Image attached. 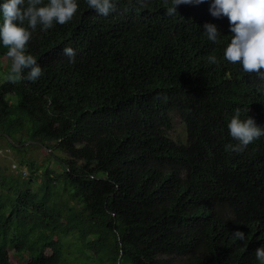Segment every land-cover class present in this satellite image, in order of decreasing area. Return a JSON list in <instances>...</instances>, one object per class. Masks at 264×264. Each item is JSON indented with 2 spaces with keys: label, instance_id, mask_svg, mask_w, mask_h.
Instances as JSON below:
<instances>
[{
  "label": "trees",
  "instance_id": "trees-1",
  "mask_svg": "<svg viewBox=\"0 0 264 264\" xmlns=\"http://www.w3.org/2000/svg\"><path fill=\"white\" fill-rule=\"evenodd\" d=\"M78 3L68 23L33 32L38 80L0 66V134L43 146L0 140L47 156L0 173V264H259L264 136L226 146L237 110L264 129V79L224 60L228 19L209 3L168 16L167 0H118L107 17ZM176 114L185 142L170 135Z\"/></svg>",
  "mask_w": 264,
  "mask_h": 264
},
{
  "label": "clouds",
  "instance_id": "clouds-1",
  "mask_svg": "<svg viewBox=\"0 0 264 264\" xmlns=\"http://www.w3.org/2000/svg\"><path fill=\"white\" fill-rule=\"evenodd\" d=\"M166 14H177L180 5L209 3V12L216 19L226 17L229 21L231 39L223 50V58L229 63L239 64L244 73H255L264 79V0H167ZM88 7L98 15L107 17L115 11L118 0H86ZM79 8L78 0H0V44L7 48L6 56L11 60L9 81L25 79L35 82L42 76V68L26 46L37 26L47 31L55 24L63 25L72 20ZM209 41L217 43L222 33L214 23L203 26ZM64 54L75 62V52L65 48ZM211 64L217 57H208ZM230 137L237 141L226 150L243 151L254 140L264 136V129L251 117L241 119L240 111L228 122ZM234 235L243 239L244 233ZM259 264H264V246L255 251Z\"/></svg>",
  "mask_w": 264,
  "mask_h": 264
},
{
  "label": "rangeland",
  "instance_id": "rangeland-1",
  "mask_svg": "<svg viewBox=\"0 0 264 264\" xmlns=\"http://www.w3.org/2000/svg\"><path fill=\"white\" fill-rule=\"evenodd\" d=\"M0 66L6 70L8 67H11V60L8 59L7 62H1ZM172 138L177 141L186 140V128L180 117L176 114L174 117V129L170 132ZM26 145L25 147H27ZM24 154V153H23ZM20 160H25L26 162H36L37 164H43L47 160V156L41 149L32 148L26 151L24 157L18 152L11 150L7 147L4 140H0V173L2 172H13L14 174H18V169L21 167ZM50 167L54 168V161L50 162ZM16 167V168H15ZM23 172L27 174L29 172V166L26 165L22 167ZM29 174L25 177H28ZM73 247H70L72 249ZM24 263V262H23ZM174 264H185L184 260L181 258H175Z\"/></svg>",
  "mask_w": 264,
  "mask_h": 264
},
{
  "label": "water",
  "instance_id": "water-1",
  "mask_svg": "<svg viewBox=\"0 0 264 264\" xmlns=\"http://www.w3.org/2000/svg\"><path fill=\"white\" fill-rule=\"evenodd\" d=\"M0 136L5 137V138L9 141V143H11L12 145H15V146H17V147H24V146H26V145H31V144H35V145H39V146H43L41 143L34 142V141H31V142H29V143H27V144H23V145H18V144H16V143L14 142V140L12 139L11 136L6 135V134H0ZM45 149L48 150L47 148H45ZM121 259H122V257H121L120 260H119V264H121Z\"/></svg>",
  "mask_w": 264,
  "mask_h": 264
},
{
  "label": "built area",
  "instance_id": "built-area-1",
  "mask_svg": "<svg viewBox=\"0 0 264 264\" xmlns=\"http://www.w3.org/2000/svg\"><path fill=\"white\" fill-rule=\"evenodd\" d=\"M16 168V167H15Z\"/></svg>",
  "mask_w": 264,
  "mask_h": 264
}]
</instances>
